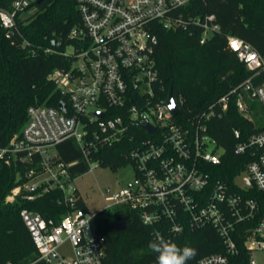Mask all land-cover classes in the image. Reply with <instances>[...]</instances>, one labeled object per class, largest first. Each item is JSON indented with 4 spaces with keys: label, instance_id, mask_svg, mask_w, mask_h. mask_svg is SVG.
Instances as JSON below:
<instances>
[{
    "label": "built area",
    "instance_id": "1",
    "mask_svg": "<svg viewBox=\"0 0 264 264\" xmlns=\"http://www.w3.org/2000/svg\"><path fill=\"white\" fill-rule=\"evenodd\" d=\"M36 1L12 0L9 9H0V26L7 38L17 32V18L31 12L29 8ZM193 1L75 0L81 25L70 30L69 38L79 47L66 46L62 53L64 57L74 55L75 62L69 70H54L48 76L68 95V107L64 106L63 112L29 107L20 134L0 146V161L31 167L25 174L27 180L5 198L7 203L17 196L33 201L55 189L62 193L61 202L66 207L57 220L44 219L28 209L20 211L37 252V259L28 264H109L104 237L94 224L95 214L77 207L81 199L72 187L68 165L56 162V153H49L50 148L73 139L87 159L88 126L99 130L107 144L118 141L133 124L147 135L129 153L132 183L116 192L107 189L102 193L103 210L117 206L135 210L141 223L153 228L154 239L163 236L170 240L186 226L191 230L214 227L225 254H211L194 264H227L228 255L237 253L236 226L256 221L260 209L258 200L246 195H264V130L245 140H240V130H233L239 140L234 152L249 153L250 161L234 177L232 190L226 183L213 181L207 171L219 164L223 149L208 135L205 122L221 118L230 99L236 111L250 120L251 102L264 110V57L247 42L228 36V49L251 73L247 79L185 123L176 120L180 112L171 115L167 98L153 102L152 85L158 76L153 58L157 26L164 30L197 27L199 44L219 33L213 14L192 16L182 11ZM175 103L180 108L181 100ZM146 124L153 127L152 132L143 129ZM245 233L247 264H264L252 257L255 252H264V217Z\"/></svg>",
    "mask_w": 264,
    "mask_h": 264
},
{
    "label": "trees",
    "instance_id": "2",
    "mask_svg": "<svg viewBox=\"0 0 264 264\" xmlns=\"http://www.w3.org/2000/svg\"><path fill=\"white\" fill-rule=\"evenodd\" d=\"M11 2L0 0V9H9ZM75 4V0H43L39 5L33 4L29 8L31 12L17 18V32L9 38L0 26V146L20 134L27 122L29 107L45 106L61 112L64 106L68 107V95L48 76L54 70H69L75 62L74 55L62 54L66 46L79 47L76 40L69 38L70 30L81 25ZM182 11L192 16L213 14L220 29L204 44L198 42L200 29L197 27L164 30L157 26L154 32L157 44L153 58L158 76L152 85L153 102L165 100L170 92L175 101L181 100L176 120L185 123L196 119L251 75L228 49V36L247 42L264 57V0H195ZM249 109L252 120L240 115L230 99L221 118L205 122L208 135L223 149L219 164L209 166L207 171L213 181L226 183L231 189L234 177L250 161L249 153L234 152L239 140L234 138L233 130H240V140L264 130V110L256 102H251ZM88 131L87 159L73 139L54 148L55 161L68 165L72 179L87 173L92 163L112 171L131 164L130 151L147 137L134 124L110 144L101 140L102 135L94 126H88ZM30 168L27 163L0 161V264H28L37 259L36 249L19 215L22 209L54 220L66 213L62 193L55 189L33 201L21 196L12 203L5 201L13 188L27 180L25 174ZM246 196L260 203L255 218L258 221L264 217V195L248 193ZM77 207L85 208L80 200ZM256 221L236 226L237 253L228 255L227 264H247L249 254L243 245L245 230L252 228ZM121 222L124 229L113 230ZM94 224L104 237L107 263L155 264V254L148 246L154 240L153 228L144 226L135 210L127 206L101 210L95 213ZM170 240L178 246L197 249L198 254L189 264L211 254H225L222 240L211 226L196 230L186 226Z\"/></svg>",
    "mask_w": 264,
    "mask_h": 264
},
{
    "label": "rangeland",
    "instance_id": "3",
    "mask_svg": "<svg viewBox=\"0 0 264 264\" xmlns=\"http://www.w3.org/2000/svg\"><path fill=\"white\" fill-rule=\"evenodd\" d=\"M67 51L69 52L70 48ZM49 153L54 155L55 150L50 148ZM133 179L134 170L130 163H126L116 171L92 163L90 170L84 175L75 178L71 184L76 189L87 211L95 214L106 206L102 193H105L107 189H109L110 193L116 192L131 184ZM237 180L240 181L239 178ZM252 257L257 263H264V252H255Z\"/></svg>",
    "mask_w": 264,
    "mask_h": 264
},
{
    "label": "clouds",
    "instance_id": "4",
    "mask_svg": "<svg viewBox=\"0 0 264 264\" xmlns=\"http://www.w3.org/2000/svg\"><path fill=\"white\" fill-rule=\"evenodd\" d=\"M148 246L155 254V264H189L198 254L197 249L188 245L178 246L163 236L150 241Z\"/></svg>",
    "mask_w": 264,
    "mask_h": 264
},
{
    "label": "water",
    "instance_id": "5",
    "mask_svg": "<svg viewBox=\"0 0 264 264\" xmlns=\"http://www.w3.org/2000/svg\"><path fill=\"white\" fill-rule=\"evenodd\" d=\"M43 0H37L35 2V5H39ZM166 104H167V107L169 109V112L171 113L172 116H175L177 115L179 112H180V108L176 105L171 93L169 92L168 95H167V100H166ZM59 109L60 110H63V107L62 106H59ZM100 118L103 116L102 113H96ZM143 129L150 133L153 131V127L149 124H146L143 126ZM124 229V223H117L113 226V230L115 231H121Z\"/></svg>",
    "mask_w": 264,
    "mask_h": 264
},
{
    "label": "snow or ice",
    "instance_id": "6",
    "mask_svg": "<svg viewBox=\"0 0 264 264\" xmlns=\"http://www.w3.org/2000/svg\"><path fill=\"white\" fill-rule=\"evenodd\" d=\"M233 46H234V47L236 46L235 43L233 44Z\"/></svg>",
    "mask_w": 264,
    "mask_h": 264
}]
</instances>
